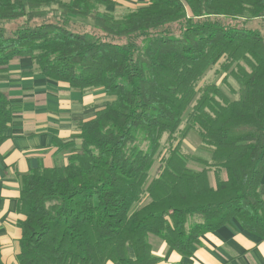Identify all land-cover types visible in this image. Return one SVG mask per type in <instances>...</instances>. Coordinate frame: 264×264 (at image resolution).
Wrapping results in <instances>:
<instances>
[{
    "label": "trees",
    "instance_id": "obj_1",
    "mask_svg": "<svg viewBox=\"0 0 264 264\" xmlns=\"http://www.w3.org/2000/svg\"><path fill=\"white\" fill-rule=\"evenodd\" d=\"M109 5L0 0V75L29 58L49 80L115 95L53 141L66 163L20 177L15 264H155L149 236L190 256L231 221L263 240L264 0H150L121 17ZM214 66L238 99L200 85ZM11 120L0 90V146ZM188 134L206 158L182 150Z\"/></svg>",
    "mask_w": 264,
    "mask_h": 264
},
{
    "label": "crops",
    "instance_id": "obj_2",
    "mask_svg": "<svg viewBox=\"0 0 264 264\" xmlns=\"http://www.w3.org/2000/svg\"><path fill=\"white\" fill-rule=\"evenodd\" d=\"M99 10L123 16L150 0H111ZM0 90L12 112L8 138L0 146V247L3 264H15L23 217L17 213L20 177L38 167L63 165L65 150L55 139L67 140L79 132V123L91 120L113 97L105 100L100 89L77 91L41 75L32 60L21 58L0 75ZM259 192L264 200V176ZM190 256H183L155 236H149L155 264H264V239L241 230L231 221L204 234ZM129 257L133 252L128 250ZM106 264H115L107 262Z\"/></svg>",
    "mask_w": 264,
    "mask_h": 264
},
{
    "label": "rangeland",
    "instance_id": "obj_3",
    "mask_svg": "<svg viewBox=\"0 0 264 264\" xmlns=\"http://www.w3.org/2000/svg\"><path fill=\"white\" fill-rule=\"evenodd\" d=\"M115 17H120V16H115ZM224 77H225L224 74L219 73L218 66H214L209 71H207V73L204 75L200 85H202L203 83H210V82L215 83L220 88V90L230 100L238 99L241 96V91H240L241 89H240L239 85L233 79H231L229 77L226 79ZM223 79H225V81ZM100 90H102V89H100ZM103 94L105 95V100H108L110 97H113V99H115V95H113V94L105 93V91H103ZM191 107H192V103L190 104L189 108L187 109V112H186L185 117L183 119L181 128L184 126V124H186L188 122V119H189L190 114L192 112ZM198 145L199 144H198L197 140L193 137V135L188 134L187 137L182 141V150L186 153L191 154V155L201 156V157L206 158L207 154L204 152H201L198 148ZM64 152H65V161L64 162L66 163V160H67V157H68L70 151L65 150ZM165 155H166V152L163 151L157 156V158H156V160H155V162H154V164L150 170V173H149L151 178H153L157 175L158 170H159V166L161 163V159L163 157H165ZM188 166L194 170L199 169L198 165L195 164L193 161L190 162Z\"/></svg>",
    "mask_w": 264,
    "mask_h": 264
}]
</instances>
